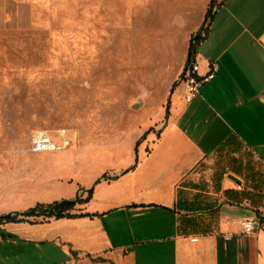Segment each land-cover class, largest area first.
<instances>
[{
  "label": "crops",
  "instance_id": "1",
  "mask_svg": "<svg viewBox=\"0 0 264 264\" xmlns=\"http://www.w3.org/2000/svg\"><path fill=\"white\" fill-rule=\"evenodd\" d=\"M192 33L156 37L162 56L148 67L171 75L167 112L105 151L112 165L80 188L92 197L74 211L94 216L0 222V264H264V230L242 225L264 221V0H217L194 58L200 74L210 62L218 72L187 102ZM155 91L134 99L147 119ZM29 183L0 188V217L39 202Z\"/></svg>",
  "mask_w": 264,
  "mask_h": 264
},
{
  "label": "rangeland",
  "instance_id": "2",
  "mask_svg": "<svg viewBox=\"0 0 264 264\" xmlns=\"http://www.w3.org/2000/svg\"><path fill=\"white\" fill-rule=\"evenodd\" d=\"M212 1L0 0V188L30 179L34 207L87 199L80 188L112 165L105 151L167 112L171 75L148 67L162 56L156 37L184 39ZM150 87L147 119L133 103ZM60 128L77 132L72 155L31 151L34 130Z\"/></svg>",
  "mask_w": 264,
  "mask_h": 264
},
{
  "label": "built area",
  "instance_id": "3",
  "mask_svg": "<svg viewBox=\"0 0 264 264\" xmlns=\"http://www.w3.org/2000/svg\"><path fill=\"white\" fill-rule=\"evenodd\" d=\"M218 72V65L210 62V69L206 74H200V67L195 58L188 63L180 77L185 84V99L191 102L200 96L202 86L213 80ZM78 139L76 131L70 132L67 128H60L56 132L46 129H36L31 134L30 149L35 153H52L69 149ZM248 234H257L264 230V221L260 218L246 220L242 223Z\"/></svg>",
  "mask_w": 264,
  "mask_h": 264
},
{
  "label": "trees",
  "instance_id": "4",
  "mask_svg": "<svg viewBox=\"0 0 264 264\" xmlns=\"http://www.w3.org/2000/svg\"><path fill=\"white\" fill-rule=\"evenodd\" d=\"M214 0L212 1L211 7L209 11L206 14V20H205V25L204 26V31L205 35L199 34L197 37H193L192 41L190 43L189 47V57L187 60V64L193 61L195 54L197 52V48L200 44V42L206 38L209 28H210V23L212 21V16H213V9H214ZM209 23V25L207 24ZM177 84V82L174 83V86ZM144 136L138 141L137 145L141 140H143ZM105 177V175H104ZM99 182V181H97ZM89 196L87 199L82 200V199H77V200H64L62 202H55L50 205H43L39 204L28 211H25L23 213H9L6 215H3L0 217V222H24V221H29V222H42V221H50L51 219H61V218H74V217H80V216H94L91 214H76L74 213L76 209V205L80 202H89L92 197L93 193V188L88 191Z\"/></svg>",
  "mask_w": 264,
  "mask_h": 264
}]
</instances>
